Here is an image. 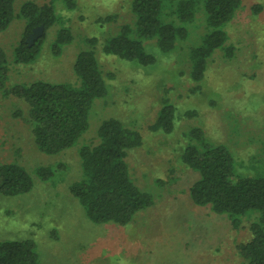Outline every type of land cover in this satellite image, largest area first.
I'll return each mask as SVG.
<instances>
[{
  "label": "rangeland",
  "instance_id": "374dc122",
  "mask_svg": "<svg viewBox=\"0 0 264 264\" xmlns=\"http://www.w3.org/2000/svg\"><path fill=\"white\" fill-rule=\"evenodd\" d=\"M25 2L42 5L48 0H15V13ZM74 2L71 11L54 3L72 37L57 58L50 43L58 25L45 32L40 55L29 65L12 60L24 40V21L15 18L0 33V48L8 61L7 88L38 80L75 83V57L86 48L83 40L91 38L97 41L95 55L107 85L105 98L91 106L85 133L73 147L54 156L35 148L25 105L0 93V165L17 163L33 180L28 193L0 195V245L30 240L39 264H241L236 246L249 240L248 225L257 215L249 213L234 229L225 216L194 206L188 188L197 174L180 156L187 144L185 134L199 128L208 142L227 148L237 174L252 176L264 166V0H241L224 29L231 56L216 50L199 84L188 78L187 52L204 32L201 14L171 53L159 55L154 43H147L156 63L141 67L101 52L122 25L131 23V0ZM254 6L260 7L259 13H252ZM163 102L176 110L168 135L149 129ZM18 110L21 116H14ZM108 119L141 137V145L127 151L125 162L135 186L150 195L151 205L126 226L90 222L69 192L80 176L79 148L95 146L96 130ZM45 167L53 172L43 180L35 170Z\"/></svg>",
  "mask_w": 264,
  "mask_h": 264
},
{
  "label": "trees",
  "instance_id": "16d2710c",
  "mask_svg": "<svg viewBox=\"0 0 264 264\" xmlns=\"http://www.w3.org/2000/svg\"><path fill=\"white\" fill-rule=\"evenodd\" d=\"M56 2L68 11L75 7L74 0H48L42 5L25 2L15 13V0H0V33L15 18L24 21V40L13 51L15 64L35 62L45 32L53 26H59L50 43L53 57H59L63 48L71 43L69 30L63 27L62 19L55 12ZM240 6L241 0H131V23L122 25L102 45L101 52L121 61L150 67L156 63V57L146 50L147 43L153 42L159 55L171 53L176 43L188 37L189 27L197 14H201L204 32L187 52L188 78L199 84L216 50L231 56V48L225 47L224 29ZM251 11L257 14L260 7L254 6ZM39 26L44 28L43 35L28 47L25 37ZM83 43L86 48L78 52L72 66L75 83L38 80L9 88L6 86L8 61L0 48V93L25 105L33 144L46 156L58 155L73 147L88 128L93 102L107 95V85L95 55L97 41L91 38L84 39ZM18 111L14 116H21ZM175 115V107L163 102L150 131L171 134ZM185 116H192V113L185 112ZM96 136L95 146H82L78 150L80 176L69 185V192L90 222L126 226L137 213L151 205L150 195L135 186L125 162L127 151L141 145V137L116 119L102 121ZM185 136L187 144L180 158L197 174L188 188L191 203L225 216L234 229L240 228L249 213L256 214V221L248 225L249 240L239 243L236 250L241 264H264V166L258 167L252 176L239 175L226 147L208 142L199 128L190 129ZM51 172L49 167L35 170L43 180ZM32 184V178L19 164L0 165V195L13 197L28 193ZM0 264H39L34 243L24 240L1 244Z\"/></svg>",
  "mask_w": 264,
  "mask_h": 264
},
{
  "label": "water",
  "instance_id": "95a60500",
  "mask_svg": "<svg viewBox=\"0 0 264 264\" xmlns=\"http://www.w3.org/2000/svg\"><path fill=\"white\" fill-rule=\"evenodd\" d=\"M44 33V28L43 26H39L37 28H34L26 37L25 43L27 44L28 47L32 46L34 42L41 38V36Z\"/></svg>",
  "mask_w": 264,
  "mask_h": 264
}]
</instances>
